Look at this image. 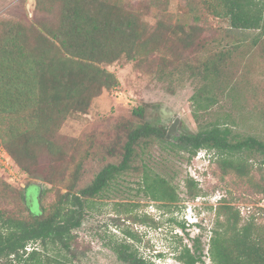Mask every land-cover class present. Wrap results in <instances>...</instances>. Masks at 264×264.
I'll return each mask as SVG.
<instances>
[{
    "label": "rangeland",
    "instance_id": "rangeland-1",
    "mask_svg": "<svg viewBox=\"0 0 264 264\" xmlns=\"http://www.w3.org/2000/svg\"><path fill=\"white\" fill-rule=\"evenodd\" d=\"M115 1L136 14L149 30L164 21L171 25L197 23L200 31L191 47L179 45L174 54L152 52L142 55L139 62L121 58L105 65L118 83L94 97L86 112L70 116L60 125L53 135L56 152H35L31 174L20 172L11 158L0 155V182L8 184L4 193L0 192V207L9 213L36 212L41 203L49 205L58 192H65L67 185L75 190L88 185L103 166L120 161L127 128L143 121L164 127L166 133L178 117L169 140L214 124L228 126L236 136L249 134L264 139V36L257 30L230 32L225 19L205 11L204 0ZM190 8L199 15L192 17ZM48 16L35 8V0H0V19L30 24ZM226 49L229 54L220 83L209 84L206 92L213 102L207 108L198 107L194 97L204 88L203 102L205 94V53ZM137 106L144 108L143 118L132 114ZM0 146L4 147L2 143ZM200 150L201 155L193 158L159 137L136 145L130 169L103 195L90 199L84 221L76 230L75 264H125L110 247L122 238L132 242L151 264H179L177 256L185 245L197 246L205 264H210L205 254L213 213L223 203L237 210L242 222H253L264 230L261 157L245 159L247 172L239 174L222 171L213 151ZM145 169L175 188V202L154 200L142 191ZM189 170L197 180L194 196L188 195L185 186ZM22 188H28L25 204L18 195ZM42 189L45 194L39 201ZM194 218L196 223H192Z\"/></svg>",
    "mask_w": 264,
    "mask_h": 264
},
{
    "label": "trees",
    "instance_id": "trees-1",
    "mask_svg": "<svg viewBox=\"0 0 264 264\" xmlns=\"http://www.w3.org/2000/svg\"><path fill=\"white\" fill-rule=\"evenodd\" d=\"M204 2L205 11L225 19L230 32L257 30L264 36V0ZM35 8L48 13V19L30 24L0 19V143L4 145L0 150L25 175L32 173L35 152H56L53 135L68 117L86 112L94 97L118 83L105 65L121 58L139 62L142 55L152 52L174 54L179 45L191 47L200 31L197 23L171 25L164 21L149 30L136 14L124 10L115 0H35ZM189 10L192 17L199 15ZM228 54V49L205 53V103L201 101L202 88L194 97L198 107L207 108L213 102L206 92L210 85L220 83ZM132 114L143 118L144 108L137 106ZM153 137L188 151L190 157L200 149L213 151L219 168L225 172L246 173L245 159L253 156L264 161V139L233 135L226 125L214 124L171 140L166 138L164 127L147 121L130 125L120 161L107 163L88 185L75 190L69 184L49 205L41 203L36 212L28 210L26 215L12 214L0 207V264H75L76 230L84 221L90 199L103 195L116 178L129 170L135 146ZM141 178V189L150 198L177 200L175 188L165 178L148 169L143 170ZM187 178L188 195L194 196L197 180ZM7 187L0 182V192ZM27 191L28 188L18 190L24 204ZM44 194L40 190L37 199L42 200ZM213 216L205 254L210 264H264V230L253 222H242L238 211L225 203L216 208ZM131 218L136 216L131 214ZM123 232L134 237L129 230ZM110 245L117 259L125 264H151L126 238ZM177 260L179 264H205L197 246L185 245Z\"/></svg>",
    "mask_w": 264,
    "mask_h": 264
},
{
    "label": "water",
    "instance_id": "water-1",
    "mask_svg": "<svg viewBox=\"0 0 264 264\" xmlns=\"http://www.w3.org/2000/svg\"><path fill=\"white\" fill-rule=\"evenodd\" d=\"M177 122H178V117H176L174 119V121L171 123V125L169 126L167 132H166V138H170V134L173 133L175 131V128H176V125H177Z\"/></svg>",
    "mask_w": 264,
    "mask_h": 264
},
{
    "label": "built area",
    "instance_id": "built-area-1",
    "mask_svg": "<svg viewBox=\"0 0 264 264\" xmlns=\"http://www.w3.org/2000/svg\"><path fill=\"white\" fill-rule=\"evenodd\" d=\"M201 150H199L196 154H195V157H197V156H199V154L201 155V152H200ZM3 154H5L2 150H0V155H3ZM6 156H4V158H9L8 156H7V154H5ZM194 158V157H193ZM196 160V159H195ZM190 169H192V167L190 166ZM189 175L191 176V177H193V178H196V176L195 175H193V173H192V170H189Z\"/></svg>",
    "mask_w": 264,
    "mask_h": 264
},
{
    "label": "clouds",
    "instance_id": "clouds-1",
    "mask_svg": "<svg viewBox=\"0 0 264 264\" xmlns=\"http://www.w3.org/2000/svg\"><path fill=\"white\" fill-rule=\"evenodd\" d=\"M192 222H197V219H196V218H194V221H192Z\"/></svg>",
    "mask_w": 264,
    "mask_h": 264
}]
</instances>
